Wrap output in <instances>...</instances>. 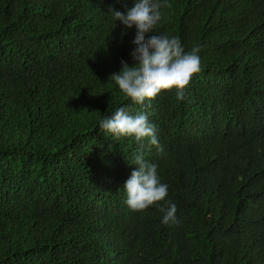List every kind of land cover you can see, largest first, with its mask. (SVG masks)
Instances as JSON below:
<instances>
[{
	"label": "trees",
	"instance_id": "trees-1",
	"mask_svg": "<svg viewBox=\"0 0 264 264\" xmlns=\"http://www.w3.org/2000/svg\"><path fill=\"white\" fill-rule=\"evenodd\" d=\"M133 2L0 0V264H264V0H159L149 35L199 48L201 71L144 104L111 78L137 46L109 8ZM119 107L163 152L101 132ZM141 151L168 195L133 211Z\"/></svg>",
	"mask_w": 264,
	"mask_h": 264
},
{
	"label": "clouds",
	"instance_id": "clouds-1",
	"mask_svg": "<svg viewBox=\"0 0 264 264\" xmlns=\"http://www.w3.org/2000/svg\"><path fill=\"white\" fill-rule=\"evenodd\" d=\"M162 6L159 0H134L130 8L125 5V12L109 8L116 21L126 28H136L133 43L137 47L131 55L137 63L130 67L122 61L121 71L111 78L122 93L137 104H144L145 100L154 99L161 91L172 89L176 90L178 100L185 99V89L191 78L201 71L199 48L185 52L178 37L149 35L162 19ZM99 129L116 138L135 137L138 142L147 139L150 145L163 152L156 129L144 112L133 116L125 107H119L100 120ZM135 165V170L123 185L128 207L133 211H143L165 201L168 185L160 182L156 165L147 163L142 151L135 155ZM160 210L165 213L162 223L178 225L174 203L168 201Z\"/></svg>",
	"mask_w": 264,
	"mask_h": 264
}]
</instances>
